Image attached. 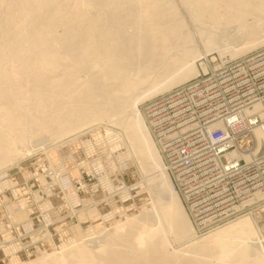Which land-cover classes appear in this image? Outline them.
Masks as SVG:
<instances>
[{"label":"bare ground","instance_id":"obj_1","mask_svg":"<svg viewBox=\"0 0 264 264\" xmlns=\"http://www.w3.org/2000/svg\"><path fill=\"white\" fill-rule=\"evenodd\" d=\"M178 1L0 0V169L29 151L35 152L37 139L39 146L64 141L106 118L117 128L108 131L107 146V141H99L104 135L98 134L101 138L97 147L103 152L108 150L109 155L115 151L126 159L122 164L125 171L130 169L142 177L136 189L130 192L124 188L122 192V197H130L132 203L121 204L114 216L113 211L103 212L107 220L105 224L99 219L94 221L97 225L87 219L90 210L83 204L85 196L75 189H62L57 197H44L56 184H68L65 174L54 181L46 180L45 187L34 193L30 190L42 184L45 174L36 177L37 183L31 180L23 186L13 185L17 180L12 186L4 180L5 184L0 185L11 187L13 200L9 205L0 204L1 245L14 235L13 226L23 231L39 223L41 218L32 213L34 209L45 210L44 218L54 220L59 231H52L58 238L56 247L38 244L34 255L28 254L26 260L15 251L18 245L8 241L0 246L3 264H264V236L260 235L264 222L259 224L255 216L244 214L196 235L178 193L170 184L172 178L165 164L163 139L175 135L159 139L161 132L153 128L154 115H149L143 106L142 115L138 108L141 102L166 95L174 86L198 74L196 60L201 53L194 32L198 37L204 36L200 39L203 48L210 51L219 41L215 33L226 34L234 25L238 31L235 39L229 33L226 36L235 42L240 38L242 42L230 51L231 58L264 44V33H260L264 30V0ZM177 3L184 5L195 30L189 28ZM260 107L256 104L253 111L261 110ZM260 115L264 117V112ZM243 120L242 112L237 125ZM221 124L219 120L209 128ZM84 133L76 135L85 136ZM248 135L256 141L252 154L255 155L264 145L263 125H257ZM60 142L57 143H63ZM69 142H64L65 146ZM227 154L229 159L243 158L246 162L251 158L250 152L244 154L238 148ZM106 160L108 166H113L111 158ZM97 165L95 162L96 169ZM107 179L102 175L100 183L91 184L90 194L108 187ZM156 180L162 190H154L151 194H155L150 195L147 186ZM21 192L29 195L16 200V194ZM255 193L249 203L264 196V191ZM62 201H66L62 209L67 205L66 210L72 213L77 209L82 212L77 216L78 223L62 216L59 207L53 208ZM49 208L54 210L47 214ZM98 224L97 235L92 226ZM173 241L178 244L172 246Z\"/></svg>","mask_w":264,"mask_h":264},{"label":"rangeland","instance_id":"obj_2","mask_svg":"<svg viewBox=\"0 0 264 264\" xmlns=\"http://www.w3.org/2000/svg\"><path fill=\"white\" fill-rule=\"evenodd\" d=\"M175 1L179 2L178 0H175ZM177 4H179L178 7L180 8V10L185 9L184 5L182 3L181 4L177 3ZM180 5L183 7H181ZM184 14L186 15L185 19H186V22L188 21L187 24L189 25V28H192V30H195V28H193L194 24L192 23V20L190 19V17L187 16L188 14L186 13V10L182 13L183 16H184ZM250 20H251V18H250ZM236 32L238 33L237 28L234 25L228 29V32H226V34H225V32L223 33V31L221 32V34H220V32H216L215 38L219 39V41L217 42L215 47L213 49H211L210 51H206L205 48H203L204 43H202L200 40L203 35L202 36L199 35V37H198V34L196 32H194V35L196 38V43H197V45L200 49V53H201V55L196 60V66L198 69V74L191 77L190 79L180 83L179 85L174 86L172 88V90H170L169 92L178 89V86L182 87V86L188 85V86L193 87V85H197L198 87H200V86H204L206 84H209L210 82L214 81V78L211 81H209V78H210L212 71H215V72L220 71L221 69H223L225 67H229L231 65H235L238 61H241V59L248 57V59H246L244 61V64H242L241 66L250 67L249 72L244 73L241 70V72H242L241 76L237 77L236 79L230 77L225 81L226 85L233 86L232 89H234L233 97L231 99V104H230L229 108L231 110H233V109L238 110L241 108H247L250 110L254 106V104H256V103H260L264 108V44H262L256 48H253V49L245 52L244 54L235 56V58L234 57L231 58L230 51H232L233 49H236L239 46V43L242 42L240 40V38L239 39L236 38V40H238L236 42L231 41L230 38L235 39ZM228 33L230 34V38L227 37ZM233 33H234V35H233ZM260 33L261 34L264 33V30L262 29V31ZM219 49H221L223 51H221ZM204 65L206 66L205 70L203 69ZM217 77H218V75L216 76V78ZM169 92H166L165 94H167ZM163 95L164 94H162L161 96H163ZM216 96L217 95H215V97ZM146 101L147 100L141 102L138 105V108H139L141 113H142L143 109L146 110L145 105L148 102L150 103V105H148V106H155L157 108L162 106V104H165L167 106H168V104H170L169 99L166 98L162 101L160 96H157L156 98L155 97L150 98V99H148L147 102ZM142 106H143V109H142ZM176 108H181V107L176 106ZM167 109L169 111H171L173 108L167 107ZM142 115H143V113H142ZM149 115H151V114H149ZM248 115L249 116H247V120H246L247 123H248V120L256 118V116H259V111L250 113ZM208 120H210V116L204 115V117L201 119V122L208 121ZM101 121H103V122H101ZM262 121H264V118H258L257 117L255 125L261 123ZM106 122H107L106 118L105 119L103 118L99 122L90 124V126L85 127L82 130L65 137L63 139L64 141L60 140L63 143H61L60 141H57L58 143L60 142L61 144L54 142L52 144H46V145L43 144V145L39 146L40 140L37 139L36 140L37 146H38L37 149H39V150L36 149V151L33 152L35 150L34 149L31 151L33 153H31L29 151V153H31V154L28 153L26 156L18 159L13 164L10 163L11 165L7 164L4 167H1V169H0V181H2V180L3 181L0 182V184L4 183V180H5V183H7V184H9V182H11L10 186H12L13 181L17 180L13 183V185H15V183H16V185L19 184L20 186H23V185H25L24 182H26V184L29 185L31 180H34L37 183V178L43 177V175L45 174V177H44L45 179H43V181L41 180L42 184H40V186H39V184H37L38 187L35 186L34 188H32L34 191L30 190L32 193H34L36 191H39L40 189H43V186L45 185L46 180L52 181L55 178L60 179L61 176L65 174L66 177L68 176L67 178H69L68 184L67 185L56 184V188H54L52 191H49L48 193L46 192V196H44V197H49V196L50 197H54V196L57 197L58 195H60L59 193L62 191V189H63L62 192H66L67 188H69L71 190L75 189V191L80 196H85L83 199L85 203H83V204H86V206H87V207L85 206L86 210H90L89 211L90 213L87 214V219L91 220V222L93 221V223H91V224L97 225L96 223H98V222H104V224H105V221L107 220V218H103V216H102L103 212L106 213L109 211V213H110L113 211L112 216H114L113 214L118 212V210L122 207L121 204H124L125 206L131 204L132 202L130 200V197L123 198L122 192L125 189L132 192L133 189H136L142 182V177L138 172L129 171L130 169L129 170L127 169L128 171H125L126 167H124L122 165L123 163H126V159L124 157H122L119 154H116L115 151H111V154L109 155L108 150L103 152V151H101L100 147H97V146H99V143H98L99 139L98 138H101L102 137L101 135H104L102 137L103 139L105 137L107 138L108 131L113 132V130H115L117 128L115 126H112V124L110 125L109 121H108L109 124H108V122L107 123ZM98 123H101V125ZM99 125L102 128H100ZM96 126L99 129L97 128V130H96V128H94ZM82 131L86 133V134L85 133L84 134H85L86 138H88L87 140L82 137V136H84L82 134H80L81 136L76 135V134H79V132L83 133ZM95 134L97 135L96 136L97 138L95 137ZM98 134H100L101 137H99ZM73 135L75 136L74 138L77 139L78 142L75 141V139L73 138ZM79 137H82V138H79ZM94 137L97 140L94 139ZM68 138H69V140H68ZM72 138H73V140H71ZM89 139L93 143H94V141H96L94 143L95 145L93 143L89 144L88 143V142H90ZM103 139L99 140V141H101V143L107 141L108 144H106L107 143L106 142L105 143L106 146L110 144V141L108 140V138L105 141ZM67 141H70L69 142L70 144L67 143V146H65L66 144L64 142H67ZM80 142H81V145H80ZM86 142L88 143L89 147L92 148V146H94V147L96 146V148H93V150L91 148L89 149V147L86 145ZM236 143L239 146L238 149H240L241 152L244 154L249 153V152H251L253 154V151L256 148V141L251 138V135H248V137H247L244 133L240 134L236 138ZM62 144H64V148L62 147L63 146ZM56 146H57V148H56ZM47 147H48V149H47ZM54 147L56 149H54ZM66 147H67V149L70 150L71 154H68L70 152H69V150H68V152L66 151L67 150ZM84 147L85 148L88 147V148L85 149ZM231 148H233V147H231ZM54 150H55V152H54ZM82 150L87 155L89 153V155L87 156L86 154H84ZM87 150H89L88 153L85 152ZM90 150L93 151L91 155H90V152H91ZM64 151H66V152L64 153ZM75 152H77V154ZM54 154H55V156H54ZM66 154H68V156ZM252 154H251L250 159L255 157V160H249V162H254L257 165H256V167H254V166L246 167L242 173V180L238 183L229 182V183H226L224 186V184H222V183L216 184V182H213L211 180H205L204 182H200V181L196 180L195 182H191L192 188L189 191L185 192L183 190V186H185V185H181L180 183H178L174 179L171 180L170 184L173 186L175 191L178 193L180 200L183 203V206H184V208H185V210L189 216V219L192 222V225L194 227V232L196 233V235H200V234H204V233H207L209 231H212L214 228L225 225V224L233 221L235 218L242 216L244 214L246 216H255L256 221L259 224H262L264 222V220H263L264 219V196L261 199L255 201L254 203L248 202L251 199V197L253 196V193L255 191H257V190L264 191L263 190L264 189V145L262 144L260 146L259 150H257V153L255 155H252ZM71 155L75 158H77L78 155L79 156H78V159H75ZM83 156H85V158ZM52 157L54 160L52 159ZM79 157H81L82 159ZM48 158H49V160H48ZM108 158L109 159L111 158L113 163H114L113 166L109 165L111 168H109L108 162L106 160ZM230 158L232 159V157H230ZM48 162H49V164H48ZM95 162L98 163L97 169L94 166ZM238 162L240 165H245V163H246V161L243 158H239ZM59 164L60 165L63 164L64 166L61 165L60 167H58ZM223 164L225 165V162H223ZM56 165H57V167H56ZM112 168H113V170H112ZM167 172L170 176L171 175L170 172L169 171H167ZM23 174L25 176H23ZM55 174H56V176H52ZM102 175L106 176V178H108L107 180H105V183H110L109 186L102 189L97 194H90L91 189L89 186L91 184H94V183H100L99 179ZM13 178H15V179H13ZM7 179H8V182H7ZM11 179H13V180H11ZM25 180H27V181H25ZM158 182L159 181L156 180L152 184H150L151 186L150 185L147 186L148 187L147 191L150 192L149 193L150 195H154L158 190H162V185H160ZM232 183L240 185V187L242 188V190L244 192L242 195V198L245 199V201L243 203H240L237 200H233L230 208H220V204H221L220 202L223 199L231 196L232 190L234 188V185ZM203 185H206V186H203ZM5 186L7 187V185H5ZM154 186H155V189H154ZM8 187L2 188V185H0V189H1V191H0V204L2 206L9 205L10 203H12V200H13V194L11 192V187L10 188H8ZM17 187H19V186H17ZM158 188H160V189H158ZM235 188H238V187H235ZM152 191H154L155 193L151 194ZM26 193L27 192L17 193L16 196H18V197L15 196V199L18 200V198H19V200H20L21 199L20 197H23ZM185 193H189L190 196L185 198L183 195ZM27 194L29 195V193H27ZM63 202H66V201L60 202V205L58 202H56L54 205L55 207H53V208L55 209V208L59 207L62 210V211L60 210V213L62 214V216H64L65 218H72L73 224L78 223L77 222L78 221L77 216L80 217L82 212L78 211V209H77V210H75L74 213H72L71 210H66L67 205H66V207L63 206V209H62L61 205L64 204ZM192 204L197 209L196 212H194L192 210ZM197 206H200L201 208H198ZM236 206H239V208H236V210H235ZM53 208H51V209L49 208V210H47V214L51 213V210H54ZM132 210L134 211V209H132ZM223 210H227V211L224 212ZM250 212H251V214H250ZM32 213L39 215L41 218L39 223L36 226L29 228V229L25 228L23 231H19V230H17V228H15L13 226L12 231H13L14 235L11 236L10 238H8V240H5L6 242H3L4 244H2V245L0 244V246H4L5 243H7L8 241L16 243L18 246L16 247L15 251L18 253H21L22 257L25 260L27 259V256L34 255L33 251L35 249V246H37L38 244H45L46 247H48V243H50L49 247L50 246L56 247L55 243H58V238L56 237L55 232L59 231V229L57 227H56L57 229H55L56 222L54 223V220H47L46 217L44 218V214L46 213L45 210L41 211L38 209H34L32 211ZM7 217H9V216H7ZM49 217H51V215ZM51 219H52V217H51ZM98 219H99V221H98ZM94 221H98V222L95 223ZM92 228L94 229L93 231L98 235L97 231H99L100 225L99 226H92ZM62 229H64V228H62ZM54 230H56V231L53 233L52 231H54ZM263 234H264V231H262V233L260 235L264 236ZM262 238H264V237H261V239ZM263 241H264V239H263ZM173 242H174V244H173ZM173 242H171L172 246L178 244L176 241H173ZM171 244L169 246H171ZM263 245H264V242H263ZM0 264H3L2 258H0Z\"/></svg>","mask_w":264,"mask_h":264},{"label":"built area","instance_id":"obj_3","mask_svg":"<svg viewBox=\"0 0 264 264\" xmlns=\"http://www.w3.org/2000/svg\"><path fill=\"white\" fill-rule=\"evenodd\" d=\"M246 59L248 57L220 71H212L209 81L213 78L214 81L209 84L200 87L185 85L160 96L162 101L166 98L169 99L170 104L168 106L162 104L157 108L148 106L150 105L149 102L145 105V111L154 115L153 128L156 132H161L159 139L168 135H175L163 139L166 148L165 164L168 166L167 171L170 172L171 178L181 185H185L183 186L185 192L192 188L191 182L196 180L200 182L211 180L216 184L222 183L224 186L229 182L238 183L242 180V173L246 167H256L257 165L249 161L245 165H240L238 159H229L227 154V151L239 148L236 138L240 134L250 133L259 124H262L264 128V121L255 125L257 117L264 118L260 115L261 112H264L260 103L256 104H260L261 110L256 111H253L256 104L250 110L247 108L231 110L229 108L234 89H232L233 86L226 85L225 81L230 77L236 79L241 76V70L244 73L249 72L250 67L241 66ZM217 75L219 78H216ZM215 95L217 96L215 97ZM176 106L181 108H176ZM167 107L173 109L169 111ZM245 110H248L247 114H245ZM258 111L259 116L248 120L247 123L248 114ZM242 112L244 120L238 126V117ZM204 115L210 116V120L201 122ZM219 120L223 124L213 125L212 128H209L210 125ZM163 134L165 136H162ZM249 160H255V157ZM222 161L225 162V165ZM233 185L231 196L220 202V208H230L233 200L240 203L245 201L242 198L244 192L240 185ZM258 191L260 190L255 192ZM183 195L185 198L190 196L189 193ZM197 207L201 208L200 206ZM236 208L239 206H236L235 210ZM192 210L197 211L193 204ZM223 211L226 212L227 210Z\"/></svg>","mask_w":264,"mask_h":264}]
</instances>
